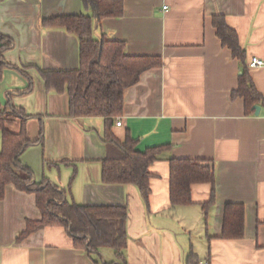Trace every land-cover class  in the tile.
Listing matches in <instances>:
<instances>
[{"label": "crops", "instance_id": "0c3cea01", "mask_svg": "<svg viewBox=\"0 0 264 264\" xmlns=\"http://www.w3.org/2000/svg\"><path fill=\"white\" fill-rule=\"evenodd\" d=\"M83 11L92 13L81 0H0V33L13 41L2 53L13 65L2 70L0 105L29 115V139L42 128V144L30 145L21 155L34 181L46 178L77 204L126 206V264H187L190 254L197 264H264V106L246 115L243 98L231 97L242 64L212 25V16L223 14L245 50L247 67L253 57L264 61V0H123L121 16L103 17L94 29L97 36L125 41L127 54L162 60L126 88L121 124L112 126L119 140L127 132L137 138L139 150L168 146L149 166L148 203L133 184L100 181V159L106 154L103 117L68 115L67 94L46 91L38 73L77 68L76 35L46 27L42 19ZM21 65L30 66L26 74ZM248 68L264 97V65ZM6 128L19 131L20 117ZM171 157L212 163L215 202L206 217L201 203L209 198L208 183L191 186L192 203L169 206ZM43 158L58 163L43 165ZM227 202L244 204L242 238L219 237ZM40 218L34 193L5 186L0 264H119L111 248L89 253L75 246L62 225H47L16 240L27 220Z\"/></svg>", "mask_w": 264, "mask_h": 264}, {"label": "trees", "instance_id": "16d2710c", "mask_svg": "<svg viewBox=\"0 0 264 264\" xmlns=\"http://www.w3.org/2000/svg\"><path fill=\"white\" fill-rule=\"evenodd\" d=\"M84 9L79 14H62L42 19L46 27H60L76 35L78 39V66L74 69H38L46 91L65 92L68 96V115L100 116L104 119L102 140L106 147L105 156L100 159V181L104 184H133L141 198L148 203L150 194L149 166L166 150V145H156L139 150L137 138L128 132L124 139H117L112 126L120 117L124 105L126 88L136 83L140 74L162 64L159 55H132L125 51V41L109 39L104 34L95 35L93 28L97 20L106 16L118 17L123 12V0H81ZM212 25L221 44L231 50L233 57L242 64L238 85L231 97H242L246 115L254 113V105L264 106V97L257 90L245 64V50L240 46L235 29L230 27L223 14L212 16ZM10 37L0 33V80L5 65L2 53L12 47ZM29 65L19 66L25 72ZM31 89L29 82L26 90ZM0 105V199L4 197L5 186L13 184L17 189L35 194V202L41 213L38 220H27L23 231L16 240L47 225H62L73 239L75 246L83 247L89 253L99 248L113 249L119 264H126L124 249L127 242L125 221L127 208L122 205L92 204L81 205L65 199L63 190L42 178L34 181V172L21 160L27 147L42 144V128L35 140L29 139L26 131L27 115L22 108L6 111ZM20 117V129L12 132L7 123ZM43 165L57 164L42 159ZM59 162H67L62 159ZM169 206L192 203L191 186L196 183L210 185L209 198L201 203L206 217L215 202V174L210 161L191 158L168 159ZM245 207L240 202H227L223 207L219 237L242 238L245 233ZM197 257L190 254L187 264H197ZM105 264H112L105 263Z\"/></svg>", "mask_w": 264, "mask_h": 264}, {"label": "built area", "instance_id": "2783aa9c", "mask_svg": "<svg viewBox=\"0 0 264 264\" xmlns=\"http://www.w3.org/2000/svg\"><path fill=\"white\" fill-rule=\"evenodd\" d=\"M264 65V61L259 59V58H256V57H253L249 62H248V67L252 68V67H258V66H262ZM121 124V121H120V118H117L115 120V125H120Z\"/></svg>", "mask_w": 264, "mask_h": 264}, {"label": "water", "instance_id": "95a60500", "mask_svg": "<svg viewBox=\"0 0 264 264\" xmlns=\"http://www.w3.org/2000/svg\"><path fill=\"white\" fill-rule=\"evenodd\" d=\"M93 28L96 29L97 28V20L94 21V25ZM259 105H254V109H255V114H258L259 112Z\"/></svg>", "mask_w": 264, "mask_h": 264}, {"label": "rangeland", "instance_id": "374dc122", "mask_svg": "<svg viewBox=\"0 0 264 264\" xmlns=\"http://www.w3.org/2000/svg\"><path fill=\"white\" fill-rule=\"evenodd\" d=\"M195 229H196V227H195ZM192 234H193V236H195V233H194V231H193V233H192ZM195 241H196V240H195ZM109 249H110V248H109Z\"/></svg>", "mask_w": 264, "mask_h": 264}]
</instances>
